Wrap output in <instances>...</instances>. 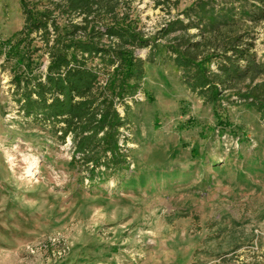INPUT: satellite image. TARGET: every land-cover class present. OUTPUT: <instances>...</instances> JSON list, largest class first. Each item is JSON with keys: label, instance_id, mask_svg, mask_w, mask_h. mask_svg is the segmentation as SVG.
Listing matches in <instances>:
<instances>
[{"label": "rangeland", "instance_id": "374dc122", "mask_svg": "<svg viewBox=\"0 0 264 264\" xmlns=\"http://www.w3.org/2000/svg\"><path fill=\"white\" fill-rule=\"evenodd\" d=\"M24 1L42 11L58 0ZM196 1L119 0L116 13L153 38L169 21L185 19L182 11ZM20 2L0 0V264H264L259 114L205 105L179 68L146 62L135 100L127 113L119 108L129 122L127 168H86L69 137L62 141L50 123L25 117L13 100L15 75L48 63L43 51L21 59L40 42L26 48ZM211 3L254 5L264 14L259 0ZM81 19L68 13L56 21L69 30ZM233 30L255 34L264 55V18ZM147 52L137 54L146 59ZM261 81L264 73L239 87Z\"/></svg>", "mask_w": 264, "mask_h": 264}, {"label": "trees", "instance_id": "16d2710c", "mask_svg": "<svg viewBox=\"0 0 264 264\" xmlns=\"http://www.w3.org/2000/svg\"><path fill=\"white\" fill-rule=\"evenodd\" d=\"M118 3L58 0L52 9L34 11L28 2H20L24 44L28 49L40 42L30 53L23 52L21 59L31 61L43 51L48 63L35 70L29 65L15 75L10 82L13 100L25 117L50 123L62 141L69 137L79 164L92 170L127 168L123 132L129 122L119 108L125 114L135 100L146 62H170L179 68L184 85L205 105H243L264 122V81L246 85L245 90L239 87L264 73V55H257L255 34L233 30L264 18L261 10L254 5L247 10L242 3L218 4L216 9L211 0H197L182 11L185 19L169 21L149 38L120 21ZM56 12L80 15L82 21L63 30ZM104 15L110 17L108 23L102 22ZM194 28L197 35L190 36L188 31ZM174 33L181 34L169 38ZM166 39L173 42L157 43ZM139 49H148L146 59L139 57ZM212 61L214 69L209 68Z\"/></svg>", "mask_w": 264, "mask_h": 264}]
</instances>
